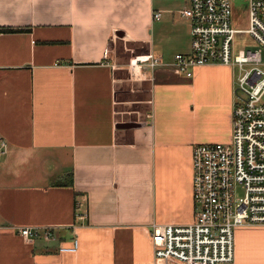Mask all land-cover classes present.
I'll return each mask as SVG.
<instances>
[{"label": "crops", "instance_id": "obj_1", "mask_svg": "<svg viewBox=\"0 0 264 264\" xmlns=\"http://www.w3.org/2000/svg\"><path fill=\"white\" fill-rule=\"evenodd\" d=\"M154 1L0 0V264H177L155 261L151 226L193 221L191 151L229 141L234 72L143 67L149 113L118 128L128 61L189 51L188 21ZM43 226L55 241L18 234ZM233 264H264V227L235 231Z\"/></svg>", "mask_w": 264, "mask_h": 264}, {"label": "built area", "instance_id": "obj_2", "mask_svg": "<svg viewBox=\"0 0 264 264\" xmlns=\"http://www.w3.org/2000/svg\"><path fill=\"white\" fill-rule=\"evenodd\" d=\"M179 13L188 21L189 51L165 64L144 54L130 59V79L140 69L168 66L176 75L193 76L195 68L222 65L234 72L231 135L228 142L194 145L191 151L194 218L185 225H152L155 261L177 264H233L234 236L239 228L264 227V0L245 4L248 28L232 26L233 1L184 0ZM160 12L153 13L158 20ZM245 33L256 48H234V36ZM6 143L0 140V153ZM81 219V217H78ZM56 227H21L27 241H55ZM74 239L59 253H73Z\"/></svg>", "mask_w": 264, "mask_h": 264}, {"label": "rangeland", "instance_id": "obj_3", "mask_svg": "<svg viewBox=\"0 0 264 264\" xmlns=\"http://www.w3.org/2000/svg\"><path fill=\"white\" fill-rule=\"evenodd\" d=\"M154 6L157 9L159 8L171 11L175 15V17H178L179 14L177 13V11H180L183 7H186L187 3L184 0H155ZM245 10L246 9L244 2L238 0L233 1L232 26L234 28L242 30L248 28V18L247 12ZM165 15L169 16L170 14L168 13ZM180 36L184 39L183 35ZM233 42L234 48L236 50L251 49L257 47L251 37L245 33L235 34ZM188 44H190V37H185L184 45H186V47L184 51L188 49ZM124 47V45L118 46V54L121 59L123 57L121 52L123 51V53H126L124 51ZM172 47L174 46H169V48L167 49L168 53L174 52ZM117 76L124 80L122 83L118 84L117 87L116 112L118 115V120L120 122L123 121L129 123H137L139 122V118L143 114V111L145 109L148 110L149 108V97L147 93V87L143 86L138 81H131L127 70H121L120 72H118ZM147 113H149V110L147 111Z\"/></svg>", "mask_w": 264, "mask_h": 264}, {"label": "water", "instance_id": "obj_4", "mask_svg": "<svg viewBox=\"0 0 264 264\" xmlns=\"http://www.w3.org/2000/svg\"><path fill=\"white\" fill-rule=\"evenodd\" d=\"M139 126L137 123H127V122H124V123H119L117 125L118 128H121V129H133L135 127Z\"/></svg>", "mask_w": 264, "mask_h": 264}, {"label": "trees", "instance_id": "obj_5", "mask_svg": "<svg viewBox=\"0 0 264 264\" xmlns=\"http://www.w3.org/2000/svg\"><path fill=\"white\" fill-rule=\"evenodd\" d=\"M4 32L20 31V29H3Z\"/></svg>", "mask_w": 264, "mask_h": 264}]
</instances>
